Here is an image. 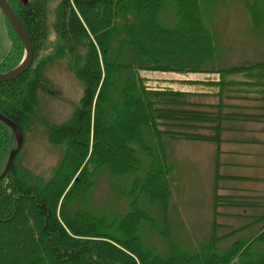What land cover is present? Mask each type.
I'll use <instances>...</instances> for the list:
<instances>
[{"label":"trees","instance_id":"obj_1","mask_svg":"<svg viewBox=\"0 0 264 264\" xmlns=\"http://www.w3.org/2000/svg\"><path fill=\"white\" fill-rule=\"evenodd\" d=\"M8 1L30 34L34 60L19 76L0 81V111L23 131L40 120L38 90L49 89L44 70L55 59L69 61L84 90L67 120L45 121L49 139L63 148L47 180L16 163L20 149L7 169L18 139L0 119V264H233L247 241L218 251V242L240 227L217 233L222 200L217 190L213 230L199 252L170 241V252L163 255L143 241L142 221L155 225L156 219L141 206V197L160 204L166 227L160 232L169 236L173 167L166 160L163 136L221 138L202 132L214 115L187 106L181 89L153 87L142 71L225 73L258 67L264 73V62L214 65L216 46L200 0ZM173 1L178 22L169 27L160 22V14ZM247 6L256 24H264V0H248ZM6 20L12 47L0 58V72L14 68L25 53L18 32ZM155 137L157 145L152 144ZM133 143L148 156V168L134 178L132 192L137 194L119 218L95 208L88 193L105 166L113 174L141 167ZM255 239H264V226ZM260 256L253 264H264V253Z\"/></svg>","mask_w":264,"mask_h":264},{"label":"rangeland","instance_id":"obj_2","mask_svg":"<svg viewBox=\"0 0 264 264\" xmlns=\"http://www.w3.org/2000/svg\"><path fill=\"white\" fill-rule=\"evenodd\" d=\"M247 1L200 0L205 25L211 31L216 46L214 65L264 62V24H256ZM160 22L169 27L177 24L175 1L164 6ZM52 32L51 37H54ZM11 47L12 38L6 16L0 7V58L8 54ZM142 74L153 87H180L182 71L146 70ZM257 76L258 81L264 82L263 72ZM44 77L50 86L49 89L38 90L41 119L23 131L24 141L16 163L47 180L59 164L63 148L49 139L45 121L61 123L67 120L80 103L84 82L72 71L66 58L50 61L44 70ZM194 141L168 134L163 136L166 160L173 167L169 175L172 193L167 210L168 237L160 232L162 229L166 231L160 204L150 202L147 197L140 200L141 206L156 219L155 225L147 219L142 221L140 233L143 241L163 255L169 254L170 241L180 249L199 252L213 230L214 193L211 196L208 193L209 176H212L208 174V155L199 154ZM152 144L157 145L158 138L155 137ZM133 146L142 160L141 167L129 173L113 174L105 166L88 193L90 203L95 208L117 214L119 218L130 209V201L137 194L132 192L134 178L142 176L148 168V156L138 143H133ZM232 209L235 212L229 216L223 213L218 215L217 233L221 235L234 228L240 229L221 239L218 251L224 252L236 241L246 240L245 249L233 259V264L256 263L264 253V239H255L264 226V203L262 207L234 204Z\"/></svg>","mask_w":264,"mask_h":264},{"label":"crops","instance_id":"obj_3","mask_svg":"<svg viewBox=\"0 0 264 264\" xmlns=\"http://www.w3.org/2000/svg\"><path fill=\"white\" fill-rule=\"evenodd\" d=\"M260 69L184 71L178 87L186 93L188 106L215 116L204 130L221 139L191 140L199 154L208 155V174H212L208 193L215 197L218 191L222 197L219 213L227 216L235 212L234 204L262 207L264 203V82L257 80Z\"/></svg>","mask_w":264,"mask_h":264},{"label":"water","instance_id":"obj_4","mask_svg":"<svg viewBox=\"0 0 264 264\" xmlns=\"http://www.w3.org/2000/svg\"><path fill=\"white\" fill-rule=\"evenodd\" d=\"M0 7L4 11L10 22L13 24V26L16 28L18 35L21 37V40L24 43V47H25L24 56L16 66L8 71L0 72V81H4L18 76L20 73L26 71L30 67V65L34 60V48L30 34L24 22L19 17L17 12L14 10L11 3L8 0H0ZM0 119L4 120L8 125H10L14 129L16 138L18 139V146L15 149H13L10 153L9 164L7 165V169H8L10 165L14 162L15 155L23 144L24 132L21 126L16 121H14L12 118L2 113L1 111H0ZM1 177L2 175H0V178Z\"/></svg>","mask_w":264,"mask_h":264},{"label":"bare ground","instance_id":"obj_5","mask_svg":"<svg viewBox=\"0 0 264 264\" xmlns=\"http://www.w3.org/2000/svg\"><path fill=\"white\" fill-rule=\"evenodd\" d=\"M12 25H13V24H12ZM15 29H16V28H15ZM16 31H17V30H16ZM20 38H21V37H20ZM23 72H24V71H23ZM20 74H21V73H20ZM20 74H19V75H20ZM19 75H18V76H19ZM16 77H17V76H16ZM14 78H15V77H14ZM12 79H13V78H12ZM9 80H10V79H9ZM4 81H6V80H4Z\"/></svg>","mask_w":264,"mask_h":264},{"label":"flooded vegetation","instance_id":"obj_6","mask_svg":"<svg viewBox=\"0 0 264 264\" xmlns=\"http://www.w3.org/2000/svg\"><path fill=\"white\" fill-rule=\"evenodd\" d=\"M25 1H27V0H25Z\"/></svg>","mask_w":264,"mask_h":264}]
</instances>
